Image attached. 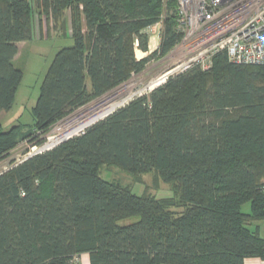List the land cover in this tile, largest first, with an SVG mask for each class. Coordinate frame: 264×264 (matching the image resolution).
Returning a JSON list of instances; mask_svg holds the SVG:
<instances>
[{"label":"trees","instance_id":"obj_1","mask_svg":"<svg viewBox=\"0 0 264 264\" xmlns=\"http://www.w3.org/2000/svg\"><path fill=\"white\" fill-rule=\"evenodd\" d=\"M66 14L73 45L49 66L31 131L0 125V161L181 39L177 0H0V114L15 102L23 72L14 61L34 17L66 30ZM161 21L159 46L143 59L146 30ZM104 166L154 172L173 195L137 196L105 181ZM263 220L264 65L234 64L225 52L0 174V264H73L82 254L91 264H244L264 259L251 229Z\"/></svg>","mask_w":264,"mask_h":264},{"label":"rangeland","instance_id":"obj_2","mask_svg":"<svg viewBox=\"0 0 264 264\" xmlns=\"http://www.w3.org/2000/svg\"><path fill=\"white\" fill-rule=\"evenodd\" d=\"M67 17H69L68 14L65 16L66 21ZM160 23V27L156 26L157 23L146 30L149 35L147 52H151V54L143 59L151 58L152 52L156 50V44V48H158L163 32V23ZM61 25V23H58V25L54 26V21H47L45 19L40 22L39 18L35 16L31 40L18 45L19 52L15 58L14 64L15 67L23 72V79L17 91L13 107L10 111L0 114V125L3 130L6 131L13 126H23L22 132L24 135L33 128L35 124L33 108L36 106L40 94V87L49 66L58 51L73 45L70 29H68L69 27L64 30V25ZM158 33H160L159 39L156 37ZM136 49L140 50L138 42L137 46L135 45V54ZM139 55L141 56V54ZM136 59L143 60L138 59L137 56ZM178 61V57L171 56L170 53L163 58H151L142 72L133 74L125 83L114 88L105 95L91 100L86 106L77 109L66 118L56 123L49 133L43 135L38 132L34 137L28 138V140H20L19 144L9 151V157L0 161V174L24 161L25 158L37 152L42 146H44L43 148L45 149L55 148L58 146V143L66 139L81 135L82 132L78 135L76 134L86 126L105 118L108 112L114 110L121 104L123 98H127L133 94V96L119 108L126 106L136 98L149 95L156 89L149 91L147 87L150 83L159 78L170 67L176 65ZM129 87H133L130 90L131 92L123 94V98L119 97V95L115 96ZM38 141H42V143L39 144ZM100 173L105 181L116 182L122 186H129L132 192L137 196L147 194L160 199L172 197L173 195L171 186L158 179L154 172L133 176L115 166H104L101 168ZM243 211L249 213V205H246ZM135 221H137V218L134 217L123 220L120 224L128 225Z\"/></svg>","mask_w":264,"mask_h":264},{"label":"built area","instance_id":"obj_3","mask_svg":"<svg viewBox=\"0 0 264 264\" xmlns=\"http://www.w3.org/2000/svg\"><path fill=\"white\" fill-rule=\"evenodd\" d=\"M177 30L181 39L170 55L179 61L152 90L193 68L209 70L221 52L234 64L264 65V0H177Z\"/></svg>","mask_w":264,"mask_h":264},{"label":"crops","instance_id":"obj_4","mask_svg":"<svg viewBox=\"0 0 264 264\" xmlns=\"http://www.w3.org/2000/svg\"><path fill=\"white\" fill-rule=\"evenodd\" d=\"M67 27H69L68 29H70V18L69 17H67ZM251 229L254 231H257L259 235L264 239V220L253 223L251 226ZM73 264H91L90 256L88 254H82L80 257H77V259L74 261ZM244 264H264V259L257 258V257L246 258L244 260Z\"/></svg>","mask_w":264,"mask_h":264},{"label":"bare ground","instance_id":"obj_5","mask_svg":"<svg viewBox=\"0 0 264 264\" xmlns=\"http://www.w3.org/2000/svg\"><path fill=\"white\" fill-rule=\"evenodd\" d=\"M156 37H157V39H158V34L156 35ZM156 46H157V44H156ZM156 46H155V49H156ZM155 51V50H154ZM140 54H141V56L142 57H145V56H147L148 55V53H144V52H140ZM155 84L153 83V82H151L150 83V85L147 87V89L149 90V91H151L152 90V88H153V86H154ZM133 87H129L128 89H126V90H124V91H122L121 93H118L117 95H115V96H118L119 95V97H122L123 96V94H125L126 92H131L130 90L132 89ZM133 96V94L132 95H130L129 97H127V98H123L122 100V102H121V104L117 107V108H119L120 106H122L123 104H125L126 102H127V100H129L131 97ZM116 108V109H117ZM115 110V109H114ZM113 111V110H112ZM111 112V111H110ZM109 113V112H108ZM107 113V114H108ZM106 114V115H107ZM92 125V124H91ZM91 125H89V126H86L85 128H83V129H81L76 135H78L79 133H81L83 130H85V129H87L88 127H90ZM67 138H69V137H67ZM71 138V137H70ZM67 140V139H66Z\"/></svg>","mask_w":264,"mask_h":264},{"label":"water","instance_id":"obj_6","mask_svg":"<svg viewBox=\"0 0 264 264\" xmlns=\"http://www.w3.org/2000/svg\"><path fill=\"white\" fill-rule=\"evenodd\" d=\"M116 110V109H115ZM115 110H113V111H111V112H109L107 115H106V117L107 116H109V115H111L113 112H115ZM105 117V118H106ZM104 119V118H103ZM72 138V137H71ZM70 139V138H69ZM69 139H67V140H69ZM67 140H65V141H67ZM65 141H62V142H65ZM62 142H60V143H58L57 145H59V144H61ZM44 146H42L37 152H35L34 154H32V155H30V156H28L27 158H25L24 159V161H26V160H28V159H30L32 156H34V155H37V154H40V153H42V152H44V151H46V150H50V149H52V148H50V149H45V148H43ZM23 161V162H24Z\"/></svg>","mask_w":264,"mask_h":264}]
</instances>
